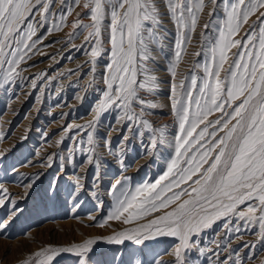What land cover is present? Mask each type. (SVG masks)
Listing matches in <instances>:
<instances>
[{"label": "snow or ice", "instance_id": "snow-or-ice-1", "mask_svg": "<svg viewBox=\"0 0 264 264\" xmlns=\"http://www.w3.org/2000/svg\"><path fill=\"white\" fill-rule=\"evenodd\" d=\"M55 3L56 0H0V88L19 80L28 81L33 90H38V81L48 79L47 73L25 77L26 68L22 65L41 53L38 45L48 33L64 25L65 16L80 0H61V8L54 13ZM210 3L213 5L210 16L215 14L220 3L226 16L204 25L205 29L211 27L218 33L208 39L203 50L210 60L204 64L194 63L189 75L178 83L170 84L171 111L178 122V134L172 138L175 157L155 183H147L131 191L125 187L129 178L123 175L110 185L116 201L110 219H119L128 213L124 218V223L128 224L134 219L170 208L145 224L108 237L109 244L123 245L128 241L137 247L140 256H133L127 264H187V253L193 250L198 253L197 258L203 255L211 264H246L255 261L264 250V0H219V3L218 0H210ZM83 7L87 11L72 23V28L77 31L70 34L64 47L72 42L80 29L87 30L85 44L76 50L84 52L85 46L89 48L88 63L91 67L82 76L89 72L93 74L90 86L95 82L97 58L108 53L110 56L105 63L107 73L102 74L105 87L100 91L103 98L95 107L93 121L65 127L86 135V141L81 138L77 144L82 146L86 142L92 147L75 150L87 153L86 159L96 168L99 180L101 160L92 153L98 151L94 133L102 113L113 108L117 110L115 123L122 127L119 150L112 149L106 138L105 143L108 154L122 168L126 166L120 158L133 140L139 139L143 144L147 135L153 149L172 142L166 133L167 126L154 127L148 118L155 114L152 110L161 105L147 97L158 96L163 83L155 75L153 48L164 47L167 32L163 28V17L166 12L176 27L174 57L167 66L174 79L182 51L197 26L205 0H85ZM85 16H90L91 23L81 22ZM251 17L254 19L248 24L244 36L233 39ZM201 35L205 38L203 33ZM105 44L110 47H105ZM230 48H237V51L232 54L229 66L223 69L222 77L221 69ZM195 55L199 56L201 52ZM68 58H71L70 53L64 57ZM77 71L79 68L69 70L67 75ZM214 112L220 115L214 120L208 119ZM64 139L73 140L75 136L64 137L61 143ZM68 151L73 152L74 149L69 148ZM145 154H148V149H145ZM54 158L53 155L48 157L49 160ZM67 159L71 162L70 157ZM36 176L38 181L40 174ZM27 180L29 189L37 182L31 176ZM189 180L191 184L187 183ZM82 188L80 178L74 177L70 196L78 200ZM48 192L50 197H55L58 182H50ZM92 195L95 197L97 194L93 192ZM5 196L8 197L6 203L10 206L12 220L5 223V219L0 218V234L23 212L7 190L0 187V201ZM138 196L142 197L140 201H137ZM238 205H245L247 211H240ZM222 217L226 218L222 225L225 236L214 242L216 248L206 249L197 237ZM250 225H258L260 247L253 251V245L248 242L230 247L231 240L241 234L242 228L249 230ZM158 236L177 239L171 260L161 259L160 253L150 260L145 258L143 249ZM96 243L88 239L86 243L72 247L47 248L36 252L34 258L24 264H53L54 257L63 253H75L77 264H92L90 246ZM241 247L248 251L241 254ZM164 254H168L167 250ZM123 255V252H118L113 257L115 264H124ZM260 264H264V260Z\"/></svg>", "mask_w": 264, "mask_h": 264}, {"label": "rangeland", "instance_id": "rangeland-1", "mask_svg": "<svg viewBox=\"0 0 264 264\" xmlns=\"http://www.w3.org/2000/svg\"><path fill=\"white\" fill-rule=\"evenodd\" d=\"M84 2L85 0H80L79 4L72 7V11L65 16L62 27L45 36L42 44L38 45L41 53L22 65L26 68L23 73L25 77H32L33 74H48V79L43 82L38 81V90H33L28 81L19 80L0 88V187L7 190L12 201L17 202L19 209H23L7 230L0 234V264H24L26 260L33 259L38 251L52 247H72L86 243L88 239L97 241L90 246L92 252L89 254V259L92 264H115L113 257L118 252L124 253L121 259L124 264H127L133 256H140L137 247L128 241L123 245L109 244L108 237L145 224L163 214L164 211L170 210V208L162 209L139 220L134 219L128 224L124 223L128 213H124L119 219H110L109 216L116 203L110 185L115 179L126 175L129 180L125 187L134 191L136 187L155 183L159 176L167 171L168 164L175 157L172 138L178 134V122L171 111L170 84L178 83L189 75L194 63L204 64L210 60V57L203 54V50L208 44V39L216 37L218 33L211 27L205 29L204 25L216 19L226 18L223 4L220 3L215 14L210 16L213 5L210 0H205V7L199 14L197 26L190 33L189 42L182 51L174 79L168 73L167 66L174 57L176 27L170 16L164 13L163 28L167 32L166 41L164 40L163 49L159 46L153 48L157 68L155 75L163 83L160 84L158 96L147 97L161 107L152 110L155 114L148 118L154 127L166 125L168 139L172 142L157 145L153 149L147 135L144 137L143 144L139 139L133 140L126 146L120 158L126 166L122 168L108 154V145L105 143L106 138L112 149L119 150L118 142L121 139L122 127L115 123L117 110L113 108L102 113L94 133L95 148L98 151L92 153L94 157L101 160L100 179L97 180L96 168L89 165L86 159L87 153L75 150L79 147H92L86 142L82 146L77 144L81 138L86 141V135L75 132L74 128L69 130L65 127L66 125H86L93 121L95 107L103 98L100 91L105 87L102 83V74L107 73L105 63L110 56L108 53L97 58L99 63L95 82L90 86L93 74L89 72L88 75L82 76V73L87 72L91 67L88 63L89 48L85 46L84 52L76 50L85 44L87 30L80 29L72 42L64 47L70 34L77 31L72 28V23L87 11L83 7ZM60 8L61 0H56L53 12H57ZM53 19L55 20L56 17L54 16ZM252 19L254 17H251L242 29L234 34L233 39L244 36ZM81 22L91 23L90 16L83 17ZM202 33L205 38H202ZM57 40L60 42L56 43ZM104 46L110 47L109 44ZM236 51L237 48H230L227 51L228 59L221 69L222 77L223 69L229 66L232 54ZM86 52L88 54H85ZM197 52H201V55H195ZM69 53L71 58L64 59ZM81 65L83 67H80ZM78 68L79 71L75 74L67 75L69 70ZM61 74L65 75L61 76ZM219 115L220 113L214 112L208 119L214 120ZM69 135H74L75 139H64L61 143L62 138ZM69 148L74 151L69 152ZM145 149H148V154H145ZM4 153L7 155L4 156ZM50 155L55 158L49 160ZM69 157L71 162L67 159ZM204 167H207V164ZM38 173L40 176L37 181ZM29 176L33 181H37L31 189L27 180ZM74 177H79L83 185L78 200L70 196L74 189ZM192 179H195V176ZM50 182L53 184L58 182V194L55 197H50L48 192ZM187 183L191 184V180ZM93 192L97 194L95 197L92 195ZM141 199L142 197H137V201ZM7 200L8 197L5 196L4 200L0 201V204L4 205L0 206V218H4L5 223L12 220ZM237 207L240 211H247L245 205ZM225 219L222 217L215 221L210 229L202 230L197 237L206 249L216 248L217 244L214 242L220 241L225 236V229L222 227ZM240 223L243 224V221ZM257 232L258 225H250L249 230L242 228L241 234L232 239L229 246L237 247L248 242L253 245V251H256L260 247V237ZM177 243L174 237L158 236L155 241L148 242V247L143 249L144 256L150 260L153 255L160 253L161 259L171 260V253ZM165 250L168 254H164ZM246 251H248L247 248L241 247V254ZM197 257L196 251H189L186 256L187 264H211V261H206L205 256ZM77 259L75 253L58 254L54 257L53 264H77ZM262 260H264V250L260 251V256L255 261H248L246 264H260Z\"/></svg>", "mask_w": 264, "mask_h": 264}, {"label": "bare ground", "instance_id": "bare-ground-1", "mask_svg": "<svg viewBox=\"0 0 264 264\" xmlns=\"http://www.w3.org/2000/svg\"><path fill=\"white\" fill-rule=\"evenodd\" d=\"M168 29V28H167ZM166 41V40H165Z\"/></svg>", "mask_w": 264, "mask_h": 264}]
</instances>
